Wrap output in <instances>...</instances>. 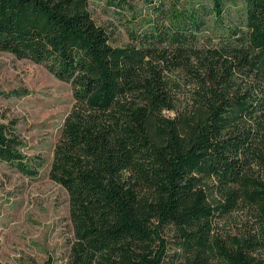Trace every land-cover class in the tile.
<instances>
[{
	"label": "trees",
	"instance_id": "1",
	"mask_svg": "<svg viewBox=\"0 0 264 264\" xmlns=\"http://www.w3.org/2000/svg\"><path fill=\"white\" fill-rule=\"evenodd\" d=\"M0 52L73 91L65 264H264V0H0ZM23 150L0 124V161L36 178ZM243 205L255 230L216 234Z\"/></svg>",
	"mask_w": 264,
	"mask_h": 264
},
{
	"label": "rangeland",
	"instance_id": "2",
	"mask_svg": "<svg viewBox=\"0 0 264 264\" xmlns=\"http://www.w3.org/2000/svg\"><path fill=\"white\" fill-rule=\"evenodd\" d=\"M91 10L96 20L105 19L97 3H91ZM74 104L70 84L57 80L43 66L0 52V124L14 126L27 157L44 161L36 178L0 161L2 264H65L68 260L74 238L69 195L50 179V170ZM256 224V211L243 205L218 219L215 233L224 239L243 237Z\"/></svg>",
	"mask_w": 264,
	"mask_h": 264
}]
</instances>
